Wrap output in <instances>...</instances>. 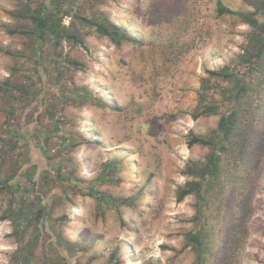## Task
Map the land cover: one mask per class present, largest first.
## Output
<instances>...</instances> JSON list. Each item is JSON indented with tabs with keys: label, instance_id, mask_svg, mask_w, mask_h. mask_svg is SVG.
Returning <instances> with one entry per match:
<instances>
[{
	"label": "rangeland",
	"instance_id": "obj_1",
	"mask_svg": "<svg viewBox=\"0 0 264 264\" xmlns=\"http://www.w3.org/2000/svg\"><path fill=\"white\" fill-rule=\"evenodd\" d=\"M39 1L0 0V173L21 172L0 190V216H14L0 220V264H197L189 232L207 234L206 264H264V53L253 65L252 27L217 0H54L71 37L42 44L23 11ZM98 12L141 43L76 18ZM224 67L232 77L211 80L217 112L195 117L202 80ZM237 92L231 143L189 145L191 131L221 137ZM216 150L219 173H189ZM191 180L201 193L178 201ZM24 202L37 219L24 220Z\"/></svg>",
	"mask_w": 264,
	"mask_h": 264
},
{
	"label": "trees",
	"instance_id": "obj_2",
	"mask_svg": "<svg viewBox=\"0 0 264 264\" xmlns=\"http://www.w3.org/2000/svg\"><path fill=\"white\" fill-rule=\"evenodd\" d=\"M252 4L254 6V11H242L235 10L229 7L223 0H217V12L220 15H236L240 17L245 23L252 27L253 32L250 35V38L253 40V44L256 47L255 53L257 54L256 58L260 60L254 61L252 64L256 65L258 68L262 67L263 58L262 55L264 53V20H260V14H264V0H253ZM27 9L31 11L29 17L35 24V33L37 34L38 39L42 44L46 41V37L49 33H56L60 31L63 37H71L66 32V29L58 30L57 22H56V10L58 9V5L54 0H51V4H47L46 0H40L36 6L25 5L23 11ZM76 18L81 23V26L93 29L96 33L107 36L112 42L117 45H121L123 43L131 42L135 44L141 43L140 40L135 37L129 30L122 25H119L112 21L105 13L98 12L92 16H83L77 15ZM60 20V18H59ZM76 36V34L74 35ZM254 71H256L254 69ZM210 75L209 78H204L202 80V85L199 89L198 94V104L196 107V113H194L195 117H198L204 113H216L218 110V102L212 95L213 86L211 85V80L215 76L221 77L223 79L231 78L232 75L229 74L228 68L224 67L221 70H208ZM236 88H242L240 83L236 84ZM239 91H241L239 89ZM238 92L234 94L230 99V107L227 113L222 114L219 121V132L221 137L217 139H212L211 137H206L202 135H197L193 131H191L192 138L189 141V145L193 144H213L216 145L217 142L220 144V149H224L229 145V142L234 136L235 128L237 127V114L235 112L233 100L238 99ZM239 103V102H238ZM2 143H5L4 141ZM231 143V142H230ZM4 149V148H3ZM221 152L214 151L210 156L208 161L201 165H193L189 168V173L192 175L205 177L215 176L221 170ZM47 169L50 170V173H54V166L49 165V163H45ZM12 169L10 174L4 179L1 177L0 173V190L14 188V185L11 181L15 183L18 178H20L21 172L19 171V166L16 167L14 164L12 165ZM53 167V168H52ZM60 175L59 172H57ZM19 187V184L17 186ZM202 185L200 181L191 180L186 182L184 187H182L177 194L178 201L183 200L187 195L192 193H201ZM14 210V209H10ZM21 216L24 217V220L28 221L32 216L31 214L35 212V210L31 209V206L25 205V202L19 210ZM40 215V214H39ZM39 215L32 217L31 219H37ZM16 217H18L15 214ZM14 217L12 212H5L2 216H0V220L5 218ZM186 240L188 245H192L196 255H197V264H206V258L210 250V240L207 237L205 232H189L186 234Z\"/></svg>",
	"mask_w": 264,
	"mask_h": 264
}]
</instances>
